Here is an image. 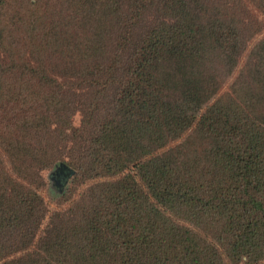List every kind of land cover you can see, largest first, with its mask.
Returning <instances> with one entry per match:
<instances>
[{"label":"trees","instance_id":"obj_1","mask_svg":"<svg viewBox=\"0 0 264 264\" xmlns=\"http://www.w3.org/2000/svg\"><path fill=\"white\" fill-rule=\"evenodd\" d=\"M245 1L0 0V264H264Z\"/></svg>","mask_w":264,"mask_h":264},{"label":"rangeland","instance_id":"obj_2","mask_svg":"<svg viewBox=\"0 0 264 264\" xmlns=\"http://www.w3.org/2000/svg\"><path fill=\"white\" fill-rule=\"evenodd\" d=\"M252 2H248V3H246V1H245V4H249V8H250V10H252V12L254 13V15L256 16V17H258V20L260 21V22H262L263 24H264V15L262 14V13H260V12H258L257 10H256V8H254V6L251 4ZM243 15H244V13L241 15V18L243 17ZM245 22L247 23L248 22V18H245ZM246 26V25H245ZM264 27V26H263ZM248 34H247V36L246 37H244V40H246L247 41V43H250L249 45H250V47L253 45V43H254V41L257 39V38H259V37H261L262 35H264V31L262 32V33H260V34H258V35H256V39L254 38V39H252V37L250 36V32H247ZM252 39V40H251ZM249 41V42H248ZM249 47V48H250ZM247 51H249V49L247 50ZM244 61V59L242 60V62ZM229 81H231V79H229ZM227 83H229V82H227ZM80 115L78 114V115H76L75 116V118H74V120H75V124H79L80 123ZM49 171H46L45 172V175L48 177L49 176ZM62 193V189L61 188H59V187H57V186H55L54 184L52 185V189H51V192H49L47 195H48V201L50 202V206H51V208L52 207H54V208H56V206H54V201L55 200H57L58 198V195L59 194H61ZM52 201H53V203H52Z\"/></svg>","mask_w":264,"mask_h":264}]
</instances>
